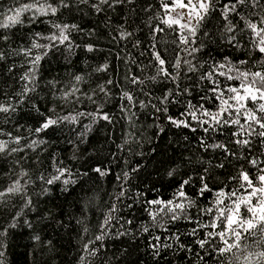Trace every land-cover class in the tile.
<instances>
[{
	"label": "snow or ice",
	"instance_id": "obj_1",
	"mask_svg": "<svg viewBox=\"0 0 264 264\" xmlns=\"http://www.w3.org/2000/svg\"><path fill=\"white\" fill-rule=\"evenodd\" d=\"M154 3L156 0H29L0 13V29L3 30L0 31V42L8 49L7 52L0 50V61H7L10 56L21 57L22 63L27 65L19 76L20 90L4 94L0 113L4 114V124H7L28 103V118L32 121L27 128L18 122L14 125L16 132L23 129L27 136L0 127V137H6L0 139V159L8 163L7 170H0V177L7 178L6 184H0V207L8 210L0 222V264H6L3 249L16 228L29 230L34 247L42 245L51 250L53 242L40 235L42 226L54 222L65 227L63 213L55 211V206L41 214L39 201L32 199L30 191L34 187L33 177L21 161L28 162L31 151L35 156L32 162L42 166L40 157L52 136L58 132L63 134L64 128L71 125L69 132L74 133V137L66 140L68 158L82 162L84 170H74L52 153L47 175L41 171L36 177L41 183L38 194L47 198L56 185L67 192L71 185L77 184L79 176L88 177L90 173L106 176L107 168L89 163V153L94 148L88 149L87 142L91 139L89 132L99 121L115 122V113L106 110L109 105L132 127H135L138 115H148L150 111L157 129H160L157 121L187 129L191 134V138L185 136L188 155L170 161L165 171L176 183L170 198L145 199L147 225L137 229L125 227L134 221L119 215L121 205L130 210L133 207L125 202L132 199L126 185L131 182L130 174H135L137 169L143 170L139 161L135 167L127 165V170H122L116 177L118 191L109 194L111 200L105 202L109 205L106 210L97 209L101 218L95 224L87 219V206L81 210L79 218L73 217L80 240L75 264H120L116 253L109 255L104 251L108 238L129 236L135 239L142 234L151 237L146 249L150 250L153 261L163 258L168 251H178L189 264H264V0H159L158 11L148 17V24H154L149 27V37L158 39L157 34L168 29L175 33L171 43L179 51L169 52L166 47L161 51L160 43L149 40L146 50L150 55L145 62H136L140 74L131 70L125 72L124 80L134 86L132 90L112 78L85 90L79 86L85 83V77L73 74L68 87L55 79L44 81L47 93H51L53 100L61 101L59 109L55 104L48 105L47 93L43 98L39 96L42 60L52 55V49L61 51L62 47L61 54L66 57L79 47L90 53L96 50L101 38L124 42L134 39V48L146 47L135 36L137 9L147 13ZM81 6L90 13L104 14L106 35L92 27L84 32L75 21L57 23L52 19L63 15L64 10L80 11ZM174 9L184 11L173 14ZM121 10L123 15L111 23L109 14L119 15ZM214 17L223 23L218 29L221 42L237 53L243 52V58L226 54L217 60L209 57L205 45L214 42V33L206 29ZM42 20L51 22V30L30 32L26 43L12 47L9 30L14 26H34ZM73 33L96 36L97 39L77 44ZM201 36L205 39H200ZM172 53H175L174 59ZM181 53H184L183 58ZM124 63L127 65L129 61ZM16 67L13 61L7 71L12 73ZM107 67L106 63L99 64L95 71L101 72ZM32 94H36L35 97ZM42 102L46 110L41 108ZM68 104L74 105L71 112H67ZM175 105H181L183 119L169 114L170 107ZM112 136L109 133V139ZM129 139L131 135L123 131L117 148H124ZM13 154H16L15 159ZM109 155L116 154L110 152ZM230 169L231 174H227ZM221 171L226 174L223 186L210 183ZM189 185L192 186L191 193ZM137 195L144 196V193ZM16 198H19V204H15ZM58 215L60 219H56ZM181 222L185 225L183 232H172L168 227ZM114 225H119L120 230L113 233L109 229ZM155 229H160L161 235L151 236ZM165 230L169 235L163 239L170 242L161 245L157 241L161 240ZM120 251L128 254L127 250L117 249ZM29 255L34 252L30 251Z\"/></svg>",
	"mask_w": 264,
	"mask_h": 264
},
{
	"label": "trees",
	"instance_id": "obj_2",
	"mask_svg": "<svg viewBox=\"0 0 264 264\" xmlns=\"http://www.w3.org/2000/svg\"><path fill=\"white\" fill-rule=\"evenodd\" d=\"M27 2L29 0H0V13L7 7H14L17 3ZM158 2L159 0H156L153 8L149 9L147 13L140 11L139 8L137 9L138 16L136 19L138 26L136 27L135 36L146 47L134 48V39L129 42H124L101 38L96 44V50L90 53L85 52L82 47H79L72 55L66 57V55L61 54L63 51L62 47L61 51L52 49V55H48L42 60L43 69L41 70L39 78V96L43 98L47 93L44 84L45 80L55 79L56 81L64 83L65 87H68L70 86L73 74H80L85 77V83L79 85L85 90L96 87V85L101 84L108 78H112L118 83H121L128 90H132L134 86L124 80L125 72L131 70L136 74H140V70L136 67V62H145L146 58L150 55L146 50L147 46H149V40H151V43H160L161 51L165 47L168 48L169 52H172L173 49L179 51L176 45L171 43L175 33L170 32L168 29H165V33L167 34L158 33V39L149 37V27L154 26V24H148V17L158 11ZM120 15H123V10H121L119 15L117 13H110L109 21L114 24L120 18ZM52 19L57 23L62 21H75L82 26L84 32H87L89 27H92L94 31L99 30L100 32H104L105 35L108 31L104 24V14L90 13L83 6H81L80 11L73 9L71 12H68L64 10L63 15L59 16V18L52 17ZM44 20H47V18H44ZM161 27L164 26L161 25ZM222 27L223 23L214 17L211 20V26L206 29L214 33V42H209L205 45L209 57L217 60L226 54L231 57L243 58V52L237 53L229 48L226 43L221 42L218 29ZM45 29L51 30L50 21L44 23L42 20L41 23L34 26L30 25L27 28L14 26L13 29L9 30V35L12 37V47L15 48L18 44L26 43L30 32H45ZM0 31L3 30L0 29ZM72 35L77 44L89 41L90 39L92 41H96L97 39L96 36L89 37L83 33H73ZM200 39L205 38L201 36ZM164 41H167V43L165 44ZM40 42L43 43L44 41ZM0 50L8 51L2 42H0ZM141 52H144L145 55L141 56ZM174 55L175 53H172L173 59ZM118 56L120 59H116ZM181 57H184V53H181ZM209 57L205 58L207 59ZM188 58L191 59V57ZM125 60L129 61L127 65L124 63ZM13 61H15L17 67L13 69L12 73H9L7 68L11 66ZM103 63L107 64V69L101 72L95 71V68ZM193 63H196V61H193ZM26 67L27 65L22 63L21 57L10 56L7 61H0V101L4 99V94H10L20 90L22 82L19 80V76ZM155 94L159 95L158 92ZM32 95L35 97L36 94ZM47 95L48 105L55 104L59 109L61 107V101L59 99L53 100L51 93H47ZM84 103L87 104V101H84ZM40 106L46 110L43 102ZM73 107V104H68L67 112H71ZM89 107L92 106L89 105ZM106 110L115 113V122L113 124H107L104 121H99L97 125L93 126V130L89 132L91 139L87 142L88 149L94 148V151L89 153L91 156L89 163L107 168L108 174L106 176L101 177L97 173H90L88 177L79 176L77 184L71 185L67 192L63 191L59 185H56L55 190L47 194V198L38 194L41 183L36 177L41 171H44V174L47 175V171L50 170V156L52 153H55L65 164L72 166L74 170L77 168L84 170L82 162H73L68 158L67 148L69 146L66 144V140L74 137V133L69 132L71 125L64 128L63 134L58 132L52 136L46 151L41 154L42 166H38L32 162L35 160V156L31 151H29L31 159L26 163L21 161L22 166L28 169L29 175L33 177L34 187L30 188V191L32 193V199L39 201L41 214L43 211L53 209L55 206V211L63 213L62 223L65 227H61L54 222L50 226H42L43 231L40 232V235L43 239L53 242L54 247L51 250L42 245L38 248L34 247V243L30 239L29 230L25 227L16 228L14 234L9 235L6 241V247L3 249L6 253L4 257L6 264H75L80 240L77 236L78 226L73 217L79 218L81 210L87 206V219L92 224H95L101 218V213L97 209L106 210L109 205L105 202L111 200L109 194L118 191L116 177L120 175L122 170H127V165L135 167L136 161H139L140 167L143 170L137 169L135 174H130L131 182L126 185L128 195L132 199H126L125 202L126 204H132L133 207L130 210L126 206L121 205V212L119 213L124 219L131 218L134 222L132 225L124 226L137 229L140 225H147L149 223L147 213L144 211V208L147 207L144 203L145 199H152L155 196L163 199L170 198L176 187V183L165 174V171L169 167L170 161H176L178 157L188 155L185 136L191 138V134L187 129L176 128L168 124L167 121H157V123H160V129L163 130L157 129L153 124L150 111L148 115H138L136 117L135 127H132L129 122L121 119L118 111L111 105L107 106ZM133 110L135 111L136 109ZM180 110L181 105L171 106L169 114L183 119L180 116ZM29 113L30 104L25 103L20 109V112L16 113L7 124H4V114L0 113V127H4L6 131H12L14 134L27 136V132L23 129L20 132H16L14 125L17 122L23 128L31 125L32 121L28 118ZM123 131H127L131 135V139L128 140L124 148H117V145L121 143ZM109 133L113 134L111 139H109ZM140 138H142V142ZM0 139H6V137H0ZM81 147L85 146L82 145ZM192 148H195V140L192 141ZM110 152L116 155L110 156ZM136 153H139V155ZM20 155H23V153H20ZM15 158L16 154H13V159ZM45 167H47V170H45ZM7 168L8 163L0 159V170H7ZM227 174H231V169ZM222 181L226 182V174L221 171L219 177H215L210 183L223 186ZM6 183L7 178L0 177V184ZM188 188L191 193L192 186L189 185ZM138 192H143L144 196H138ZM89 200L91 203H88ZM19 203V198H16L15 204ZM7 211V209L0 207V222L4 220ZM29 215L32 219H35L34 215L31 213ZM56 219H60V216L58 215ZM168 227L172 232H183L185 230L183 222L175 227L171 225ZM117 230H120L119 225H114L112 229H109L113 233ZM156 235H161L160 229L151 231V236ZM168 235L169 232L165 230L161 240L157 241V243L161 245L168 244L170 241L163 239V236ZM150 238L149 234H142L135 239L129 236H123L120 239L108 238L107 247L104 251L109 255L116 253V258L120 260V264H167V262H171V264H189V261L185 259L184 255L178 251H168L163 255V258L153 261L150 250L146 249V244ZM117 249L127 250L128 254L124 255L123 251L117 252ZM30 251H33L34 255L30 256Z\"/></svg>",
	"mask_w": 264,
	"mask_h": 264
},
{
	"label": "rangeland",
	"instance_id": "obj_3",
	"mask_svg": "<svg viewBox=\"0 0 264 264\" xmlns=\"http://www.w3.org/2000/svg\"><path fill=\"white\" fill-rule=\"evenodd\" d=\"M172 11H173V14H175V12L184 11V10L183 9H174ZM185 18H186V16H185Z\"/></svg>",
	"mask_w": 264,
	"mask_h": 264
}]
</instances>
